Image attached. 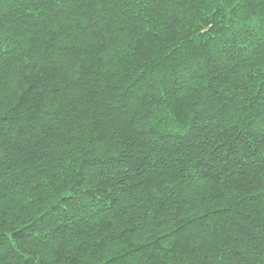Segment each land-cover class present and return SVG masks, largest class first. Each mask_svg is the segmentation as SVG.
<instances>
[{"label":"trees","instance_id":"obj_1","mask_svg":"<svg viewBox=\"0 0 264 264\" xmlns=\"http://www.w3.org/2000/svg\"><path fill=\"white\" fill-rule=\"evenodd\" d=\"M0 264H264V0H0Z\"/></svg>","mask_w":264,"mask_h":264},{"label":"snow or ice","instance_id":"obj_2","mask_svg":"<svg viewBox=\"0 0 264 264\" xmlns=\"http://www.w3.org/2000/svg\"><path fill=\"white\" fill-rule=\"evenodd\" d=\"M0 227H2V225H0Z\"/></svg>","mask_w":264,"mask_h":264}]
</instances>
